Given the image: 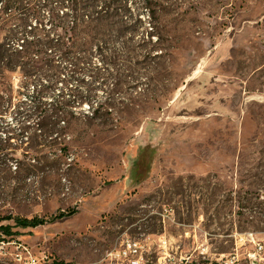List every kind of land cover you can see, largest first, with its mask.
<instances>
[{
	"label": "rangeland",
	"instance_id": "1",
	"mask_svg": "<svg viewBox=\"0 0 264 264\" xmlns=\"http://www.w3.org/2000/svg\"><path fill=\"white\" fill-rule=\"evenodd\" d=\"M145 3L72 45L68 7L0 1V218L46 220L1 224L69 264H264V0Z\"/></svg>",
	"mask_w": 264,
	"mask_h": 264
},
{
	"label": "trees",
	"instance_id": "2",
	"mask_svg": "<svg viewBox=\"0 0 264 264\" xmlns=\"http://www.w3.org/2000/svg\"><path fill=\"white\" fill-rule=\"evenodd\" d=\"M2 1V0H0ZM8 5L10 6V12L8 13V16L15 15L18 4L22 2V0H7ZM51 2V4L56 5V7H68V10L64 12V15L61 16L59 13H57V20H58V28L62 29L65 33V37L63 36L64 40H67L68 42H71L72 45L76 44V42L81 38L79 33L80 30L83 27L90 26L93 23H97L100 21V19L103 16V13H107V9H105L101 4V0H48ZM145 5L147 8L151 10V15L153 17H156L159 13L158 8H156L154 5L156 4L157 0H145ZM102 15V16H101ZM25 27H22V30H19L21 32L25 31ZM27 32V31H26ZM81 33V32H80ZM154 35L153 32H149L146 37L144 38V42L152 41V36ZM58 41L61 40L62 36L58 35ZM11 63V62H10ZM4 105L2 102L0 103V112L3 110ZM240 209L238 211V214L244 215L245 212L243 211V208L245 207L243 205V202L240 199L239 202ZM66 214H60L56 216L58 217H64ZM9 219H15L16 225L22 226V227H36L42 224L46 223L45 219L34 217V218H14L12 215L6 216L4 218H0V237L5 236L13 238L12 236L14 232H12V226L11 225H5L1 224L3 220H9ZM65 263V262H62ZM69 264V263H66Z\"/></svg>",
	"mask_w": 264,
	"mask_h": 264
},
{
	"label": "built area",
	"instance_id": "3",
	"mask_svg": "<svg viewBox=\"0 0 264 264\" xmlns=\"http://www.w3.org/2000/svg\"><path fill=\"white\" fill-rule=\"evenodd\" d=\"M145 252L144 245L136 240H127L120 256L132 264H140ZM0 264H66L46 252L37 254L26 243L10 237H0Z\"/></svg>",
	"mask_w": 264,
	"mask_h": 264
}]
</instances>
